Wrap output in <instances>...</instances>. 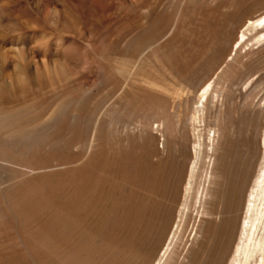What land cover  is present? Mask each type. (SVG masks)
Masks as SVG:
<instances>
[{
  "label": "rangeland",
  "instance_id": "374dc122",
  "mask_svg": "<svg viewBox=\"0 0 264 264\" xmlns=\"http://www.w3.org/2000/svg\"><path fill=\"white\" fill-rule=\"evenodd\" d=\"M261 16L264 0H0V264H155L174 222L162 264H192L225 219L231 169L247 223L264 165V25H246ZM134 146L170 219L149 252L98 254L101 236L70 233L58 202L86 160Z\"/></svg>",
  "mask_w": 264,
  "mask_h": 264
},
{
  "label": "bare ground",
  "instance_id": "6f19581e",
  "mask_svg": "<svg viewBox=\"0 0 264 264\" xmlns=\"http://www.w3.org/2000/svg\"><path fill=\"white\" fill-rule=\"evenodd\" d=\"M261 25H264V16L248 21L246 26L256 28ZM245 40L246 35L241 33L238 42L241 44ZM211 87L212 84L208 85L198 95V111L203 110L208 98V90ZM158 128L159 125L155 127L156 130ZM163 137L162 135L159 148L156 147L155 142L144 147L146 156L156 157L160 153L159 150L164 149L165 139ZM154 138L156 139V136ZM138 150L134 146L120 159L115 156H104L86 160L81 169L71 172L66 186V200L58 202L61 207L60 216L66 220L70 233L81 235L82 240L98 239L101 236L103 249H99L98 254L106 247H113V245H116L115 255L128 251L129 259L149 252L159 242L163 229L169 222L171 205L163 204L164 212H162V205L157 201L159 194L152 186V180H148L149 183L146 186L143 185V157L139 155ZM194 164L189 170V180L193 174ZM231 171L227 174L226 187L222 192L219 210V214L225 215V219L216 222L210 230L209 245L207 244L205 250L203 249L205 240L199 242L204 252L194 251V258L191 257L192 264H225L232 253L231 248L236 237L238 244L233 252L235 256L233 264H264V165L262 174L255 181L253 192L249 195L253 201L249 200L250 204L246 208L245 214H250L247 223H244L245 179L239 186L234 184L235 175ZM176 175L179 179L180 172ZM143 189L147 194L145 197ZM165 195L167 196V192ZM178 229V223L174 222L167 238L168 244L166 243V248H163L164 253L155 264H162L170 255V248L175 243ZM64 233H67L66 230ZM197 235L196 231L195 237Z\"/></svg>",
  "mask_w": 264,
  "mask_h": 264
}]
</instances>
